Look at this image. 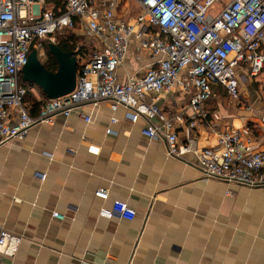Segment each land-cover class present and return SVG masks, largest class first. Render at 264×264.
<instances>
[{
	"label": "crops",
	"instance_id": "obj_1",
	"mask_svg": "<svg viewBox=\"0 0 264 264\" xmlns=\"http://www.w3.org/2000/svg\"><path fill=\"white\" fill-rule=\"evenodd\" d=\"M44 56L39 50L41 61ZM153 63L148 52L140 55L131 46L118 82L142 75ZM235 75L238 102L212 86L216 98L204 105L209 116L196 131L199 142L212 146L216 133L228 128L263 151L258 127L264 71L251 77L238 65ZM156 105L167 117L183 112L186 120L191 114L188 96L177 92ZM113 115L117 124L110 121ZM144 126L141 119L129 121L122 107L113 114L102 102L89 124L58 115L1 145L0 228L23 241L0 264H264V187L205 179L194 154L168 158L162 141L141 134ZM192 134L178 130L180 140ZM89 147L99 154L88 153ZM98 190L108 191L106 201L94 196ZM113 201L126 203L134 219L99 217Z\"/></svg>",
	"mask_w": 264,
	"mask_h": 264
},
{
	"label": "built area",
	"instance_id": "obj_2",
	"mask_svg": "<svg viewBox=\"0 0 264 264\" xmlns=\"http://www.w3.org/2000/svg\"><path fill=\"white\" fill-rule=\"evenodd\" d=\"M125 1L60 0V5L46 6V0H0V146L26 137L35 125L51 124L58 115H76L89 124L95 108L107 102L113 114L122 107L132 123L143 120L141 134L162 141L168 158L182 161L194 154L205 179L264 187V150L254 151L252 138L226 128L216 133L214 145L202 146L196 132L209 116L204 105L216 98L212 86L221 87L234 104L240 96L236 67L245 65L251 77L264 71V0H129L135 15ZM63 31L96 42L94 50L80 62L74 91L45 101L32 117L24 103L27 90L19 83L22 68L35 41ZM131 46L140 55L148 52L154 63L119 83L117 70ZM175 92L188 96L186 120L183 112L167 117L156 105ZM110 121L118 123L114 115ZM259 123L264 138V113ZM181 127L193 134L180 140ZM87 151L99 154L95 147ZM94 196L106 201L108 191ZM98 215L132 221L135 212L113 201ZM52 217L63 219L58 213ZM22 241L0 228V257H14Z\"/></svg>",
	"mask_w": 264,
	"mask_h": 264
},
{
	"label": "water",
	"instance_id": "obj_3",
	"mask_svg": "<svg viewBox=\"0 0 264 264\" xmlns=\"http://www.w3.org/2000/svg\"><path fill=\"white\" fill-rule=\"evenodd\" d=\"M49 53L56 59L57 71H47L35 51L28 56L22 68L21 79L36 85L47 100H56L71 94L76 86L77 59L72 52H62L56 45H48Z\"/></svg>",
	"mask_w": 264,
	"mask_h": 264
},
{
	"label": "trees",
	"instance_id": "obj_4",
	"mask_svg": "<svg viewBox=\"0 0 264 264\" xmlns=\"http://www.w3.org/2000/svg\"><path fill=\"white\" fill-rule=\"evenodd\" d=\"M52 4L60 5V0H46L45 2L46 6H50ZM75 34L76 33L71 32V35L66 37L63 35L60 36V34H55L52 38H58V43L54 45H56L62 52H72L74 54L77 59L78 69L81 61H86L89 59L91 53L94 50V44L92 42H89L90 44L88 45L78 44L77 38H80L81 36L77 37ZM44 42L45 41H35L30 48V53L35 51L39 58V50H42L45 56L42 61L39 58V61L47 71L54 73L57 71L58 66L56 59L49 53L48 50V45L51 43L43 44ZM19 83L21 87H24L27 90L24 103L28 114L32 117L37 116L44 102L47 101L45 95L36 85L23 82L21 76Z\"/></svg>",
	"mask_w": 264,
	"mask_h": 264
},
{
	"label": "rangeland",
	"instance_id": "obj_5",
	"mask_svg": "<svg viewBox=\"0 0 264 264\" xmlns=\"http://www.w3.org/2000/svg\"><path fill=\"white\" fill-rule=\"evenodd\" d=\"M223 1L225 2L226 0H223ZM128 3H129V6H130V11L135 15V13L137 12L136 6L132 2H130L129 0L125 1L124 2V5L125 6H128ZM126 18H127L126 20H128V15H127ZM62 35L66 37L68 35H71V32L63 31L60 34V36H62ZM75 35H77V37H80V35H78V34H75ZM77 39H78L77 40V43L80 44V45H88V44H90L89 41L86 40L85 38H83L82 36L80 38H77ZM44 41L45 42L43 44H47V43L56 44V43H58V38L57 37L50 38V39L49 38H46V39H44ZM91 42L94 43V44H96V42H94V41H91Z\"/></svg>",
	"mask_w": 264,
	"mask_h": 264
}]
</instances>
